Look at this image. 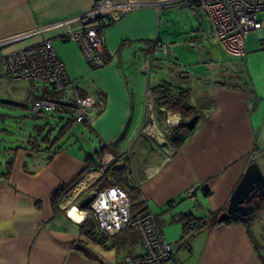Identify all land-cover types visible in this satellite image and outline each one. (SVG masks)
Returning a JSON list of instances; mask_svg holds the SVG:
<instances>
[{
    "label": "crops",
    "instance_id": "obj_1",
    "mask_svg": "<svg viewBox=\"0 0 264 264\" xmlns=\"http://www.w3.org/2000/svg\"><path fill=\"white\" fill-rule=\"evenodd\" d=\"M95 1L0 0L3 50L53 39L79 95L95 101L86 110L87 120L74 123L71 94L57 92L59 100L64 98V107L57 116H42L62 121V127L69 122L61 138L54 142L57 135L49 136L47 143L42 142L43 131L50 126L40 124L31 131L36 130L39 138L28 134L22 142L0 148V171L5 170L8 157L13 158L8 178L0 177V264H118L125 257L143 254L133 229L100 243L88 241L84 245L93 256L75 247L87 241L80 225L89 216L77 223L66 209L97 194L94 187L104 172L99 167L105 151L118 157L113 166H125L133 187L125 189L134 204L142 195L147 198L181 264H264L253 236L264 231L257 218L247 226L215 225L181 239L182 215L208 217L225 210L254 151H263L257 162L264 174V89L258 92L256 85L235 82L241 69L235 70L233 64L243 55L229 52L214 36L205 13L175 4L162 11L143 5L109 26L101 63L91 65L77 43L59 37L76 28L78 23L72 19ZM256 34L262 38L264 30ZM157 40L169 45L168 54L153 52ZM182 56L188 68L177 63ZM163 79L189 89L190 103L197 110L194 128L177 150L154 120L151 88ZM24 81L31 97L28 109L33 100L53 91L46 85L34 91ZM180 122L181 117L170 111L162 118L164 127ZM10 148H16L13 155L7 152ZM107 181L113 184L110 175ZM193 184H200L195 201L183 198ZM61 186L65 192L54 215L51 193ZM203 186H207L205 193Z\"/></svg>",
    "mask_w": 264,
    "mask_h": 264
},
{
    "label": "built area",
    "instance_id": "obj_2",
    "mask_svg": "<svg viewBox=\"0 0 264 264\" xmlns=\"http://www.w3.org/2000/svg\"><path fill=\"white\" fill-rule=\"evenodd\" d=\"M174 4L205 13L210 20L214 36L233 54L244 55L249 35L264 30V0H169L152 3L137 0H96L87 11L72 19L78 26L65 31L59 38L77 43L89 64L96 66L101 63L107 29L119 18L143 5L162 11ZM3 45L0 42V78L27 80L34 91H39L46 85L53 91L70 93L74 102L73 122L83 123L87 120L86 110L95 101L90 96L79 95L55 49L53 39H45L11 51H4ZM153 52L166 55L169 45L157 40ZM63 99L37 98L32 101L30 112L34 116L58 112L64 107ZM146 104L151 110L152 102L148 101ZM262 154L263 151H254L251 159L258 161ZM117 161V156L105 151L99 171H105ZM199 187L200 184L191 185L182 193V197L195 201V192ZM139 202L146 208L131 217L134 203L126 191L112 185L97 192L88 203V208L71 205L66 209V215L73 220L70 211L76 208L83 214L77 223H82L87 216L94 218V231L97 236L114 237L128 227L132 228L142 245L143 254L125 257L118 264H181L174 258L172 245L165 241L155 215L148 206L147 198L142 195Z\"/></svg>",
    "mask_w": 264,
    "mask_h": 264
},
{
    "label": "trees",
    "instance_id": "obj_3",
    "mask_svg": "<svg viewBox=\"0 0 264 264\" xmlns=\"http://www.w3.org/2000/svg\"><path fill=\"white\" fill-rule=\"evenodd\" d=\"M108 58H105V63L108 62ZM151 91L154 95V112L155 118L158 125L162 128L165 133L166 139L173 145L177 150L185 142L188 135L192 132L194 125L197 120V110L190 103V92L189 89L183 88L178 83L171 81L169 79H163L160 83L156 84L151 88ZM51 100H59V94L56 91H51L48 97H45ZM170 111L171 113L177 114L181 117V122L173 127H164L162 124V118ZM190 121V123H189ZM69 122L63 126L57 136L54 138V142L64 135L65 130L68 128ZM50 133L44 135L41 139L42 142L47 143L49 140ZM33 143V141H31ZM57 150V149H56ZM56 150L52 151L54 153ZM16 151V148L7 149V152H10L12 155ZM13 158L9 156L5 161V170L0 171V177L7 179L9 171L12 167ZM110 175L113 178V184L107 181V176ZM117 185L126 191V187H132L128 180V175L125 170V166H109L105 169L100 179L95 184V191L99 192L102 189ZM133 188V187H132ZM65 192L64 187H58L51 193V207L54 215H57L59 210L58 202ZM127 192V191H126ZM128 193V192H127ZM96 193H94V197ZM129 195V194H128ZM130 197V196H129ZM132 203H134L130 197ZM254 209L247 218H233L230 217L224 222L217 223L216 218L218 214H210L208 217H194L190 214L182 215L180 220L182 223V233L181 239L192 236L203 229H206L211 226L221 225V224H232V223H241L244 225H249V222L254 219L262 216L264 214V196L253 200ZM85 208H88L89 205H83ZM143 203L133 204L131 208V217H134L139 212L145 209ZM95 220L92 217H88L81 225V234L85 237L87 241H80L83 244H87L88 241L92 242H102L107 240L109 237L106 236H97L94 231ZM132 229L130 227L127 228Z\"/></svg>",
    "mask_w": 264,
    "mask_h": 264
},
{
    "label": "rangeland",
    "instance_id": "obj_4",
    "mask_svg": "<svg viewBox=\"0 0 264 264\" xmlns=\"http://www.w3.org/2000/svg\"><path fill=\"white\" fill-rule=\"evenodd\" d=\"M178 62L186 64V68H188V63L185 62L183 56L178 57L177 63ZM233 65L235 70L241 69L238 73L240 77L235 82H245L249 84L250 87L256 85L258 92L260 89H264V37L260 38L258 34L251 33L245 44V54L240 59H236ZM28 89L29 87L27 83L21 79L10 78L0 81V148L12 146L17 142H22V140H25L28 137V134H31L34 138H39L36 130L31 133L33 127L36 125L48 123L50 129L46 128L43 132L46 135L50 130V137L52 138H54L62 128V121L59 122L49 116H34L30 112L28 104L31 102V97H28ZM259 96H257V98H262ZM59 113L55 112L54 116H57ZM48 114L51 115V113ZM17 116L21 119L20 121L16 120ZM146 123L147 120L143 126H145ZM155 124H157L156 121ZM257 219L258 225L264 227V215ZM255 234H257V237L255 235L253 236L258 245L259 251L264 255V231L262 232V235L258 236V233Z\"/></svg>",
    "mask_w": 264,
    "mask_h": 264
},
{
    "label": "water",
    "instance_id": "obj_5",
    "mask_svg": "<svg viewBox=\"0 0 264 264\" xmlns=\"http://www.w3.org/2000/svg\"><path fill=\"white\" fill-rule=\"evenodd\" d=\"M263 33V32H260ZM190 123V121H189ZM207 190V186L202 188ZM264 196V174L260 168L257 161H251L244 173L242 174L240 180L238 181L236 187L232 191L229 201L225 210L221 211L216 222L221 223L230 217L233 218H247L254 209L253 200ZM92 197H85L79 204L83 206L91 201ZM75 247L80 251L93 256L90 248L87 245L76 243Z\"/></svg>",
    "mask_w": 264,
    "mask_h": 264
},
{
    "label": "bare ground",
    "instance_id": "obj_6",
    "mask_svg": "<svg viewBox=\"0 0 264 264\" xmlns=\"http://www.w3.org/2000/svg\"><path fill=\"white\" fill-rule=\"evenodd\" d=\"M153 121V120H152ZM149 123V122H148ZM154 124V123H153ZM153 127V126H152ZM155 129V128H154ZM90 175H96V171L95 172H92V173H90ZM70 216L73 218V220L74 221H76V222H79L81 219H82V217H83V214L82 213H80L79 211H78V209H76V208H74V209H72L71 211H70Z\"/></svg>",
    "mask_w": 264,
    "mask_h": 264
}]
</instances>
